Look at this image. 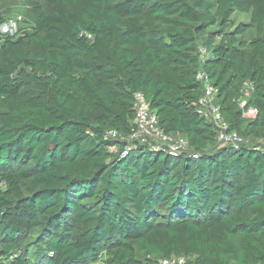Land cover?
<instances>
[{"label": "trees", "instance_id": "obj_1", "mask_svg": "<svg viewBox=\"0 0 264 264\" xmlns=\"http://www.w3.org/2000/svg\"><path fill=\"white\" fill-rule=\"evenodd\" d=\"M27 3L0 41V264H264V0ZM138 93L185 152L130 140Z\"/></svg>", "mask_w": 264, "mask_h": 264}, {"label": "built area", "instance_id": "obj_2", "mask_svg": "<svg viewBox=\"0 0 264 264\" xmlns=\"http://www.w3.org/2000/svg\"><path fill=\"white\" fill-rule=\"evenodd\" d=\"M23 18L20 17L18 20H8L0 24V41L4 35H16L19 30L17 28L18 21ZM202 57H204L207 52L205 49H201ZM198 80H203L206 82V93L204 98L201 99L200 103L204 107L202 109V115L211 118L219 129L218 141L222 145H233L238 146L243 143L244 140L236 133L230 132L228 125L224 122L221 115L220 109L213 104V96L215 94L214 89L209 84V80L204 73H199L197 76ZM245 93L252 92L250 84L245 85ZM246 101H242L240 106L243 109V116L247 119L256 118L258 112L255 108L246 109ZM136 128L134 129L130 140L132 142L141 141L146 144L153 142L158 148L169 151L171 154H182L188 148V141L184 137H175L173 135L165 134L157 127V117L151 112L149 104L147 103L144 95L142 93L136 94ZM109 136L115 138L117 132L111 131ZM130 143V142H129ZM198 158L197 155L193 156ZM157 264H188V259L185 256L171 257L169 259H164L159 261Z\"/></svg>", "mask_w": 264, "mask_h": 264}, {"label": "rangeland", "instance_id": "obj_3", "mask_svg": "<svg viewBox=\"0 0 264 264\" xmlns=\"http://www.w3.org/2000/svg\"><path fill=\"white\" fill-rule=\"evenodd\" d=\"M28 0H0V16H4L5 21L18 20L20 17L23 19L18 21L17 28L21 30L29 26L30 15L28 14ZM249 14H238L233 15L234 28L241 23H250ZM24 21V22H23ZM26 21V23H25ZM256 35L255 31H251L248 34V38H254Z\"/></svg>", "mask_w": 264, "mask_h": 264}]
</instances>
